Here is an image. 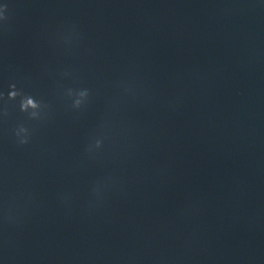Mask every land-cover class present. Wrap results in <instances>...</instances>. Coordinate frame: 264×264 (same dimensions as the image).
Segmentation results:
<instances>
[{"label": "water", "instance_id": "water-1", "mask_svg": "<svg viewBox=\"0 0 264 264\" xmlns=\"http://www.w3.org/2000/svg\"><path fill=\"white\" fill-rule=\"evenodd\" d=\"M0 6V264H264V0Z\"/></svg>", "mask_w": 264, "mask_h": 264}, {"label": "clouds", "instance_id": "clouds-1", "mask_svg": "<svg viewBox=\"0 0 264 264\" xmlns=\"http://www.w3.org/2000/svg\"><path fill=\"white\" fill-rule=\"evenodd\" d=\"M4 9L5 8L3 6H0V18H3V16H4ZM82 95H83V93H82Z\"/></svg>", "mask_w": 264, "mask_h": 264}]
</instances>
